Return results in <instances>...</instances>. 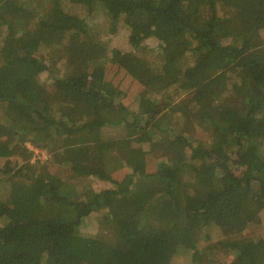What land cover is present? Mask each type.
<instances>
[{
    "label": "trees",
    "instance_id": "obj_1",
    "mask_svg": "<svg viewBox=\"0 0 264 264\" xmlns=\"http://www.w3.org/2000/svg\"><path fill=\"white\" fill-rule=\"evenodd\" d=\"M0 264H264V0H0Z\"/></svg>",
    "mask_w": 264,
    "mask_h": 264
},
{
    "label": "rangeland",
    "instance_id": "obj_2",
    "mask_svg": "<svg viewBox=\"0 0 264 264\" xmlns=\"http://www.w3.org/2000/svg\"><path fill=\"white\" fill-rule=\"evenodd\" d=\"M245 1H247V0H237V2L239 3V4H242L243 2H245ZM130 61H131V65H132V63L133 62H137V63H139V61L135 58V56H134V54H131L130 55ZM150 62H152V60H150V59H148ZM122 64H124L125 66H129V62L128 61H126V60H123V62H122ZM131 77L129 76L128 77V80L130 79ZM28 146H29V148L31 149V150H33V153L32 154H30V157L28 158V156L26 157V158H28V159H24V160H26V162L27 161H29V162H35V161H44V160H47L48 158H49V156H48V154L45 152V151H41V150H39V149H35V148H33L32 147V145L31 144H27ZM104 149H106L107 151H114V149H115V141L114 140H112V141H108L105 145H104ZM111 151V152H112ZM14 159H16L17 157H13ZM24 158V157H23ZM83 162H84V166L85 167H87V168H89V169H91V170H98V171H100V172H102V171H104V169H105V160H104V157H103V155L102 154H92V153H90L89 151H85L84 152V155H83ZM94 185L96 186V187H99V188H102L103 187V185H102V182L100 181V180H95L94 181ZM244 227L245 228H247V224H244ZM250 229H249V233L251 234V233H253L255 230H256V227H249ZM259 228H257V230H258ZM93 231L94 229H90V228H88V231ZM247 230V229H246ZM245 230V231H246ZM211 261H213V260H211Z\"/></svg>",
    "mask_w": 264,
    "mask_h": 264
}]
</instances>
